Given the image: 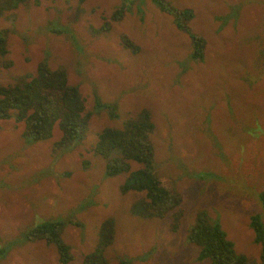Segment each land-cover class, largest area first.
Instances as JSON below:
<instances>
[{
	"label": "rangeland",
	"instance_id": "rangeland-1",
	"mask_svg": "<svg viewBox=\"0 0 264 264\" xmlns=\"http://www.w3.org/2000/svg\"><path fill=\"white\" fill-rule=\"evenodd\" d=\"M163 1L192 13L188 27L204 44L202 59L155 0H49L0 16V30L8 31L0 86L23 84L40 63L64 68L90 114L83 138L62 145V154H53L57 126L50 139L28 142L22 123L0 120V247L10 250L0 264H59L54 246L26 241L39 222L61 224L68 264L96 251L107 222L109 264H210L187 241L201 212L236 253L259 261L249 221L260 215L264 224V0ZM121 6L126 12L114 21ZM95 99L116 104L117 116L95 109ZM145 114L153 126L149 173L181 197L176 233L171 214L134 216L145 193H121L126 175L106 176L94 152L102 131Z\"/></svg>",
	"mask_w": 264,
	"mask_h": 264
},
{
	"label": "trees",
	"instance_id": "trees-1",
	"mask_svg": "<svg viewBox=\"0 0 264 264\" xmlns=\"http://www.w3.org/2000/svg\"><path fill=\"white\" fill-rule=\"evenodd\" d=\"M49 0H0V16L6 11L17 9L28 4L40 5ZM161 11L174 18L178 29L187 34L193 46L194 59H202L204 44L193 34L188 22L192 13L188 10L175 11L163 0H155ZM123 6L113 15L114 21H119L125 14ZM8 31L0 30V57L7 54ZM122 45L133 53L136 47L122 37ZM4 66H9L5 63ZM95 109L106 110L111 118L117 116L116 104L96 103ZM90 114L85 112L84 101L77 86L68 82L64 68L51 69L46 63L37 66L35 75L27 74L25 82L18 85L0 86V120H14L23 124L22 137L28 141H45L52 137L57 126L61 132V139L55 144L53 154L63 153L64 145L69 141L81 140L85 134ZM150 116L144 115L142 121L126 122L121 130L106 129L98 136L94 152L106 164V176L112 178L119 174L126 175V181L121 186V193L130 191L144 192L145 203L141 209L133 210L132 214L146 219H164L171 214L172 232L180 229L182 217L181 197L173 189L165 187L153 178L149 169L153 163V146L150 135L153 126L149 122ZM63 145V146H62ZM129 162L142 165L139 170L131 171ZM149 173V174H148ZM258 202L264 212V191L259 193ZM31 227L26 235L27 243L44 241L54 246L59 264H68L72 260L70 249L61 240L62 226L56 222H39ZM105 223L99 231L100 243L94 253L86 256L81 264H109L105 257V249L113 242V233ZM77 227L79 223L75 224ZM249 227L253 231L254 241L260 246L259 261H251L236 253L234 245L226 237L217 223L211 222L208 215L198 213L195 224L190 230L187 241L199 248L197 260H207L210 264H264V224L260 215L250 217ZM10 251V250H9ZM4 245L0 247L1 258L8 253ZM119 264H130L121 261Z\"/></svg>",
	"mask_w": 264,
	"mask_h": 264
},
{
	"label": "crops",
	"instance_id": "crops-1",
	"mask_svg": "<svg viewBox=\"0 0 264 264\" xmlns=\"http://www.w3.org/2000/svg\"><path fill=\"white\" fill-rule=\"evenodd\" d=\"M10 252V251H9Z\"/></svg>",
	"mask_w": 264,
	"mask_h": 264
}]
</instances>
